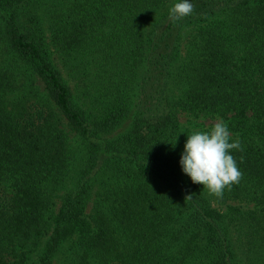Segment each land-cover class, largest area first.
Here are the masks:
<instances>
[{
    "label": "trees",
    "instance_id": "trees-1",
    "mask_svg": "<svg viewBox=\"0 0 264 264\" xmlns=\"http://www.w3.org/2000/svg\"><path fill=\"white\" fill-rule=\"evenodd\" d=\"M179 2L0 0V264H264V0ZM182 112L241 142L223 198Z\"/></svg>",
    "mask_w": 264,
    "mask_h": 264
},
{
    "label": "clouds",
    "instance_id": "clouds-1",
    "mask_svg": "<svg viewBox=\"0 0 264 264\" xmlns=\"http://www.w3.org/2000/svg\"><path fill=\"white\" fill-rule=\"evenodd\" d=\"M194 11V4L181 0L169 9V19L175 23ZM233 149L242 151L239 138L232 141L228 125L218 121L210 131H196L189 135L180 159L182 170L193 183L202 184L210 195L223 198L224 191H231L233 185L239 184L243 178L231 154ZM189 198L191 195L186 200Z\"/></svg>",
    "mask_w": 264,
    "mask_h": 264
},
{
    "label": "rangeland",
    "instance_id": "rangeland-1",
    "mask_svg": "<svg viewBox=\"0 0 264 264\" xmlns=\"http://www.w3.org/2000/svg\"><path fill=\"white\" fill-rule=\"evenodd\" d=\"M43 20L45 23H47V19L45 16H43ZM45 30L47 31V34H48V28H47V24L45 26ZM58 60V59H57ZM180 118L181 120L183 121L184 124H187L189 126H192L193 124H202V125H205L206 127H209L210 124H215L216 122L220 121V119H211V118H203V117H200V118H195L193 117L192 115L188 114V113H184L182 112L180 114ZM126 126V124L123 126V128ZM118 131L114 132L113 134H116ZM92 206H93V200L90 201V204L86 210L87 214H90L91 213V210H92ZM60 259L61 257L59 256L56 260H55V264H60Z\"/></svg>",
    "mask_w": 264,
    "mask_h": 264
}]
</instances>
